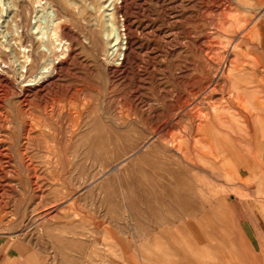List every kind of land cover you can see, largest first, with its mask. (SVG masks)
I'll list each match as a JSON object with an SVG mask.
<instances>
[{
	"label": "rangeland",
	"instance_id": "374dc122",
	"mask_svg": "<svg viewBox=\"0 0 264 264\" xmlns=\"http://www.w3.org/2000/svg\"><path fill=\"white\" fill-rule=\"evenodd\" d=\"M263 143L264 0H0V264H264Z\"/></svg>",
	"mask_w": 264,
	"mask_h": 264
},
{
	"label": "crops",
	"instance_id": "0c3cea01",
	"mask_svg": "<svg viewBox=\"0 0 264 264\" xmlns=\"http://www.w3.org/2000/svg\"><path fill=\"white\" fill-rule=\"evenodd\" d=\"M252 133V132H251ZM255 135H252V139H255ZM256 141H258V139H256ZM225 150L223 153H216V154H220V155H216L215 153H213L214 156L219 157L220 161L219 164L225 166L226 168L228 167L227 171L233 172V166L235 163H233V161H236L237 166H239L240 171H249V173H251L250 175H253V170H249L248 167L250 166H256L257 163L253 162L252 160H249V158L247 156H245L237 146H231V145H225ZM258 148H264V143L263 144H259ZM239 151V152H237ZM207 156L210 158L211 154H207ZM222 159V161H221ZM238 170V169H237ZM221 219V218H220ZM211 223V220L209 221ZM251 228L249 230H245L249 235H250V239L253 240L252 244L256 245L258 247V250L261 251V253L264 255V211H263V218H261V222L258 223V225H253L252 223H250ZM2 233V232H0ZM187 240V243H186ZM188 241H189V237L184 236V243L186 245H188ZM194 240L192 239V245L194 246ZM162 243L158 242L157 243V248H161L162 247ZM205 258V260H207V256L203 255ZM185 259V258H184ZM188 260L189 264H196L195 261L189 260V259H185Z\"/></svg>",
	"mask_w": 264,
	"mask_h": 264
},
{
	"label": "bare ground",
	"instance_id": "6f19581e",
	"mask_svg": "<svg viewBox=\"0 0 264 264\" xmlns=\"http://www.w3.org/2000/svg\"><path fill=\"white\" fill-rule=\"evenodd\" d=\"M42 7V6H41ZM56 20H58V16L56 15L55 16V19L52 21L53 22V25H55V27H56V24H57V21ZM51 40V44H52V46L54 45V43L52 42V41H54V40H52V39H50ZM47 70V69H46ZM49 70V69H48Z\"/></svg>",
	"mask_w": 264,
	"mask_h": 264
}]
</instances>
